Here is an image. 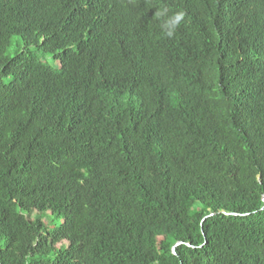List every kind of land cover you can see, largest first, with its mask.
<instances>
[{
	"label": "trees",
	"instance_id": "obj_1",
	"mask_svg": "<svg viewBox=\"0 0 264 264\" xmlns=\"http://www.w3.org/2000/svg\"><path fill=\"white\" fill-rule=\"evenodd\" d=\"M0 264H264V0H0Z\"/></svg>",
	"mask_w": 264,
	"mask_h": 264
},
{
	"label": "rangeland",
	"instance_id": "obj_2",
	"mask_svg": "<svg viewBox=\"0 0 264 264\" xmlns=\"http://www.w3.org/2000/svg\"><path fill=\"white\" fill-rule=\"evenodd\" d=\"M12 49H13V46H11V47L7 50V55H10V54H11ZM48 219H49V216H48V215L45 216V217L43 218L44 221H45V220H48Z\"/></svg>",
	"mask_w": 264,
	"mask_h": 264
},
{
	"label": "water",
	"instance_id": "obj_3",
	"mask_svg": "<svg viewBox=\"0 0 264 264\" xmlns=\"http://www.w3.org/2000/svg\"><path fill=\"white\" fill-rule=\"evenodd\" d=\"M224 214H229V213H224ZM211 215V214H210ZM181 243H176V244H174V246L171 248V253L174 255L175 254V250H174V248L176 247V246H178V245H180Z\"/></svg>",
	"mask_w": 264,
	"mask_h": 264
}]
</instances>
